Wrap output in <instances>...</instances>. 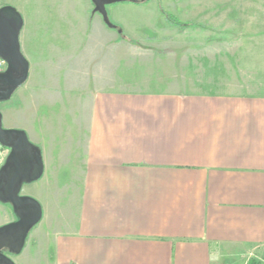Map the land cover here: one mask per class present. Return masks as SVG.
I'll list each match as a JSON object with an SVG mask.
<instances>
[{"label":"crops","instance_id":"1","mask_svg":"<svg viewBox=\"0 0 264 264\" xmlns=\"http://www.w3.org/2000/svg\"><path fill=\"white\" fill-rule=\"evenodd\" d=\"M90 2L83 25L65 38L73 47L90 35ZM230 10L213 5L216 33L233 32ZM23 18L30 75L21 120L8 128L27 132L45 170L36 190L24 194L42 201L43 218L12 256L15 264H248L264 257V89L99 90L90 95L81 136L75 118L55 119L58 107L75 113L69 98L76 96L69 84L54 85L75 79L54 72L48 53L59 43L46 40L50 30L38 18L40 59L32 62ZM259 23L264 27V18ZM248 46L263 52L264 38ZM91 50L96 57L98 46ZM2 206L0 226L16 219L10 205Z\"/></svg>","mask_w":264,"mask_h":264},{"label":"rangeland","instance_id":"2","mask_svg":"<svg viewBox=\"0 0 264 264\" xmlns=\"http://www.w3.org/2000/svg\"><path fill=\"white\" fill-rule=\"evenodd\" d=\"M87 1L0 0V7L12 5L25 17L26 31L29 33L24 41L30 43L32 62L40 59L35 50L34 31L38 26L49 28L50 32L44 34L46 40L52 39L50 42L59 43V51L45 53L56 61L53 66L55 73L73 72L75 79L70 75V82H54V85H61L59 89L63 90L69 84L75 89L76 96L69 98L70 102H74L75 113L61 114L58 107L59 114L55 115V119L63 117L61 120L71 122L75 118L81 136L85 132V109L91 100L90 95L99 90L115 87L123 91L248 94L264 89V81H261L264 79V61L260 59L264 50L262 52L257 47L251 50L248 46L263 41L264 34L260 32L264 31V27L259 19L264 18V0L115 3L107 6L108 14L123 32L120 34L118 30L108 28L102 17L96 14V18L89 20L88 39L73 47L65 38L69 39L71 29H79L83 25L82 16ZM218 4L230 5L231 33H216L213 29L215 14L212 7ZM160 7L190 26L169 24L160 12ZM93 9L91 3V11ZM38 18L43 21L42 24ZM249 31L252 32L247 33ZM92 46H98L96 57L93 56L95 51L91 50ZM71 59H75V62L72 63ZM33 68L36 70L38 66L34 65ZM90 72L93 74L91 79L86 78ZM97 76L100 79L96 80ZM25 87L18 89L9 101L0 102L6 128L21 120L19 99ZM42 181L25 185L22 194H30ZM0 205L2 209L4 204Z\"/></svg>","mask_w":264,"mask_h":264},{"label":"water","instance_id":"3","mask_svg":"<svg viewBox=\"0 0 264 264\" xmlns=\"http://www.w3.org/2000/svg\"><path fill=\"white\" fill-rule=\"evenodd\" d=\"M140 0H91L94 14H99L105 25L118 33L123 30L114 24L107 6L115 3H138ZM144 1V0H142ZM24 27L22 14L12 5L0 7V58L7 64L0 72V102L9 101L23 87L30 75V63L22 52L20 35ZM0 141L10 150L0 168V203L12 207L16 219L0 226V264H15L30 232L43 218V207L34 197L23 195L25 185L39 181L44 175L43 154L27 132L6 128L0 112Z\"/></svg>","mask_w":264,"mask_h":264},{"label":"built area","instance_id":"4","mask_svg":"<svg viewBox=\"0 0 264 264\" xmlns=\"http://www.w3.org/2000/svg\"><path fill=\"white\" fill-rule=\"evenodd\" d=\"M7 64L0 58V72L5 71ZM10 153V150L2 145L0 141V165H3ZM256 264H264V258L254 259ZM249 264V263H248Z\"/></svg>","mask_w":264,"mask_h":264},{"label":"trees","instance_id":"5","mask_svg":"<svg viewBox=\"0 0 264 264\" xmlns=\"http://www.w3.org/2000/svg\"><path fill=\"white\" fill-rule=\"evenodd\" d=\"M149 0H140L137 4L143 3V2H148ZM160 12L162 15L165 17V20L173 25V26H178V27H185V26H190L188 23H183L180 19L172 15L171 13H168L167 11H164L161 7L159 8ZM249 264H256L255 260H251Z\"/></svg>","mask_w":264,"mask_h":264}]
</instances>
